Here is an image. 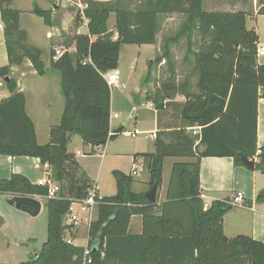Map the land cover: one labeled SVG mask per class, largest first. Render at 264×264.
I'll use <instances>...</instances> for the list:
<instances>
[{"label": "trees", "instance_id": "1", "mask_svg": "<svg viewBox=\"0 0 264 264\" xmlns=\"http://www.w3.org/2000/svg\"><path fill=\"white\" fill-rule=\"evenodd\" d=\"M202 1L140 0L132 8V0H88L87 33H76L75 50L51 62L61 75L65 103L59 123L51 126L49 141L43 145L36 141L24 96L9 77L10 66L25 58L38 75H44L41 51L27 42L26 32L19 27L20 11L10 8V1H0L8 59L0 66V78L11 93L0 101V155L40 158L60 186L55 197H47L46 186L31 183L24 175L13 173L0 179V195L38 196L46 201L47 238L23 264H264V242L246 235H224L222 218L231 208L228 201L214 199L203 208L199 180L200 159L205 156L231 157L242 166L245 157L264 172V147L257 143V103L264 98V63L257 60L259 37L246 27L245 11H208ZM32 13L52 25L51 9L35 4ZM112 13L116 38L108 27ZM164 13H182L184 20L173 36L165 38L163 58L169 59L170 45L182 37L187 38L190 52L194 31L202 45L192 52L197 91H190L187 81L169 80L149 97L156 110L163 108L166 98L174 102L177 94L184 97L183 103L174 102L180 105L182 126L168 131L167 142L157 139L154 153L142 154L149 189L154 183L161 186L164 158L193 160L173 164L165 200L159 204L147 199L145 192L132 190L131 174L113 170L116 193L104 196L96 207L97 217L88 230L90 262L84 263V247L67 243L65 233L69 237L73 233L69 225H61V216L94 183L67 151V144L73 135L92 146L115 137L110 134L111 88L104 74L117 69L122 45L156 42L158 16ZM258 13L264 14V1ZM186 127H198V131L188 133ZM256 201H264V191ZM134 215L142 216L141 234L128 230Z\"/></svg>", "mask_w": 264, "mask_h": 264}, {"label": "crops", "instance_id": "2", "mask_svg": "<svg viewBox=\"0 0 264 264\" xmlns=\"http://www.w3.org/2000/svg\"><path fill=\"white\" fill-rule=\"evenodd\" d=\"M36 4L40 8H42L38 2ZM32 8L33 7L28 9V16H30V19L28 21L29 24L31 23L30 25H32V22H34V18L32 17V14H34L32 13ZM62 8L63 7L61 6L52 10L50 4L48 8L42 9H51L52 21H54L58 12ZM19 11V27L26 32L27 42L30 45H33L40 49L41 60L44 64L45 73L42 76L38 75L32 67L30 60L25 58L20 64H13L10 66L9 77L15 80L16 91L23 94L25 111L34 124L36 141L39 145H43L49 141V132L51 126L59 123L65 103L64 96L60 87L61 75L57 70H50L49 68L52 62L51 56L54 47L51 46L52 39L55 36V34H53L52 32L54 30V26L46 25L42 19L41 22H43L45 30L42 35L43 38H41L39 32L32 29L30 25L22 26L23 10ZM208 11L213 10L211 9ZM248 16L249 15H247V17ZM252 16L258 18L264 16V14H259L256 8L254 9ZM168 19L169 18H166V20ZM1 22L2 21L0 20V23ZM77 29H80L81 33H87V28L85 26L80 27L78 25ZM257 34L259 37L258 47L264 48L263 45H259L260 34L258 32ZM140 46H146L150 48L151 51L155 48V43L142 44ZM43 52H45L47 56L45 61L42 57ZM117 70L120 74L119 59ZM48 75L53 76V81L49 79L48 81L50 83H37L38 78ZM3 83L4 84L0 82V101L4 98L9 97L11 94L4 80ZM160 86L161 85L153 90L152 93L157 91ZM152 93L147 89H143L140 93L139 86H136V91L133 94L134 101L140 102L141 105H148L149 108H153V126L146 130H143L144 133L155 132L156 134V137H152L146 134V139H153V141L150 142L148 148H143L140 142H128L125 140L119 141L116 139L117 135L120 133H116V131L120 128L122 129L123 125H120L121 122L116 125L112 124L113 119L118 118L117 112H115V110L113 109L112 96L110 98V127L111 132L112 134H115V137L113 139H109L103 145V149L100 150V152L96 156L94 163L90 161V156L93 155L94 152H96V149L99 146L85 144L79 135L71 136L68 141L67 151L75 157V160L79 164L82 171L89 177L94 185H96L98 193H100L103 197L111 196L116 193V183L114 177H112L113 170H119L125 174H131L133 176L134 180L132 183V190L134 192L146 193L147 191H149V172L146 167V159L142 156V154L154 153L156 149L155 143L157 139H163L167 142L169 140L168 131L177 129L182 126V122L179 116L180 105L174 102L183 103V95L177 94L172 99V101L174 102H171L170 99L166 98L164 100L163 108L160 110H156L151 98H149ZM179 96L183 99H178ZM115 113L117 114V116L113 117ZM128 120L129 119H126L124 121V124L127 123ZM194 128L195 127H186V131L188 133L196 134L193 133ZM144 133L138 135H143ZM124 135L130 136L127 134ZM136 136L130 137L135 138ZM257 143L259 147H264V98H259L257 103ZM87 159H89V161ZM190 160L193 159L187 157L164 158L162 168V183L159 188L157 187L155 196L157 204L165 200L173 164L176 162H184ZM167 161L169 162V170L168 174L165 175L164 164ZM45 165H41L40 161H37L35 157L31 156L0 155V179L9 178L11 174L16 173L24 175L31 183H36L38 179L43 177ZM47 167L51 171L48 165ZM138 167L140 173H145V175L140 179L134 178V176L138 175ZM144 168H146V171H144ZM132 171H135L136 174L133 175ZM105 177L109 178L110 185L109 183L108 185H104L103 179ZM199 180L201 199L203 202L211 203V201L214 199H221L228 201L231 204V200L235 193L240 191L243 194L241 203L231 204V208L224 214L222 218V229L224 235L227 238H233L238 235H246L254 240L264 242V201H256L257 194L260 191H264V172L255 168L251 169L246 166L235 165L231 157L205 156L200 159ZM145 187L146 189H144ZM5 195L7 197L13 196L10 194ZM33 197H36L38 199L40 198L38 196ZM156 213L158 214L159 212ZM96 217L97 208L95 209L93 214V221L96 219ZM128 230L131 234H141L143 231L142 216H132L130 219ZM87 231V226L86 228L84 227V222L82 219L72 235L75 245L82 247H85L87 245ZM65 234L66 236H68L67 233ZM79 239H83L84 243H79ZM23 263L24 262L20 264Z\"/></svg>", "mask_w": 264, "mask_h": 264}, {"label": "rangeland", "instance_id": "3", "mask_svg": "<svg viewBox=\"0 0 264 264\" xmlns=\"http://www.w3.org/2000/svg\"><path fill=\"white\" fill-rule=\"evenodd\" d=\"M0 1L3 4L6 1H10V8L23 10L22 26H29L31 24L28 21L30 19L28 9L33 7L37 2L42 8H48L50 6V0ZM262 1L264 0H203L202 8L204 10L212 9L213 11H245L249 15L246 18V27L254 28L260 34L259 45L264 46V16L258 18L252 16L254 9L257 8V11L259 10L258 7ZM139 3L140 0H132L131 7L137 8ZM62 7L54 21H52V25L54 26L52 32L56 37H53L51 46L58 44L71 45L73 43V36L76 34V29L80 24L77 19L76 9L72 5L64 3ZM32 17L34 18V22L30 26L39 32L40 37L43 38L42 35L45 27L43 22H41L42 18L35 14H32ZM166 18L169 19L166 20ZM183 20L184 15L182 13L160 14L158 16L157 41L155 42V48L151 51L146 46L136 44L122 45L119 57V75L120 82L123 83L124 87H111L113 109L118 114V118H114L112 124L116 125L121 122L120 125H123V131L117 135V140L140 142L143 148H148L150 142L153 141V139H146V134L137 135L135 138L124 135V131H131L135 128L143 131L153 126V108H149L145 104L141 105L140 102L134 101L133 99L136 86H139L140 93L143 89H147L152 93L159 85L169 80H174L177 84L187 81L190 91H197V74L193 71L194 57L192 53L193 51L199 50L202 45V40L197 31H194L191 37L192 44L190 52L188 51L187 38L182 37L178 42L170 45L169 59L164 60L163 58V43L165 38L173 36ZM1 24L4 28L2 22ZM108 27L114 33L113 38H116L115 16L113 13L109 16ZM42 57L45 61L47 58L45 52H43ZM257 59L259 62L264 63V55L258 56ZM6 64L7 56L3 29H0V66ZM49 68L50 70H54L51 65ZM49 79L53 81V76L48 75L38 78L37 83L46 84L49 82ZM0 82L4 84L2 78ZM178 99L183 98L179 96ZM126 119L129 120L124 124ZM102 149L103 145H100L97 147L96 152L90 156L92 163H94L96 156ZM87 160L89 161V159ZM168 170L169 162L167 161L164 164L165 175L168 174ZM137 171L138 175L134 176V178L140 179L145 175V173H140L139 167ZM144 171H146V168H144ZM109 181V178L105 177L103 179L104 185H108V183L110 185ZM8 198L10 197H7L5 194L0 195V264H20L29 260L31 255L46 240L48 212L45 205L46 201L43 198H39L42 208L40 213L35 217H31L9 205L7 202ZM74 208L77 210L78 215L82 217L84 227L86 228V212L79 205H75ZM78 242L84 243L83 239H79Z\"/></svg>", "mask_w": 264, "mask_h": 264}, {"label": "built area", "instance_id": "4", "mask_svg": "<svg viewBox=\"0 0 264 264\" xmlns=\"http://www.w3.org/2000/svg\"><path fill=\"white\" fill-rule=\"evenodd\" d=\"M69 3L76 9V15L79 17V26H85L87 28L89 19L85 15V10L88 8V1L86 0H50L51 8L52 10L58 7H61L62 4ZM0 29H3L2 24L0 23ZM88 31V29H87ZM77 34H80V29L76 30ZM75 50V45L72 43L71 45L66 44H58L53 47V53L51 56V59L53 61H57L62 55L65 53H72ZM264 55V48L263 47H257V57ZM104 77L110 86H117V87H124L123 83L120 82L119 79V72L117 69H113L108 71L104 74ZM117 114L115 113L113 117H116ZM198 127H195L193 129V133H197ZM125 134L130 135L132 137L144 133V131H141L137 128L133 129L132 131H124ZM110 134L112 132L110 131ZM144 134H148L152 137H156L155 132H147ZM132 174H136L135 171H132ZM38 185L46 186L47 187V197H55L60 190L59 184L53 179L51 175V171L48 169L47 165H45L44 175L42 178L38 179L36 181ZM243 198L242 192L238 191L235 193L231 200V204H239L241 203V200ZM103 196L98 193L96 185H93L87 192V195L80 199L73 201L69 208L68 212L66 214V220L65 223L69 225V231L71 233H74L76 230L77 225L82 221V218L78 215L77 210L74 208L75 205H79L87 214L86 217V225L87 229L89 230L90 224L93 221V214L94 211L100 201H102ZM210 205L209 202H203V208L206 209ZM67 243L75 244L74 239L72 237L67 236L66 237ZM88 231H87V245L84 247L83 251V261L84 263L90 262V249L88 247Z\"/></svg>", "mask_w": 264, "mask_h": 264}, {"label": "water", "instance_id": "5", "mask_svg": "<svg viewBox=\"0 0 264 264\" xmlns=\"http://www.w3.org/2000/svg\"><path fill=\"white\" fill-rule=\"evenodd\" d=\"M121 132V128L116 131V133ZM37 161H40V158H36ZM242 161L244 165L248 168H254L255 161L242 157ZM157 192V183H154L152 187L145 193V196L150 201L155 200ZM9 205L13 206L15 209L20 210L31 217L37 216L41 211V201L40 199L33 197V196H19L14 195L7 199ZM66 216H61V225H65Z\"/></svg>", "mask_w": 264, "mask_h": 264}]
</instances>
